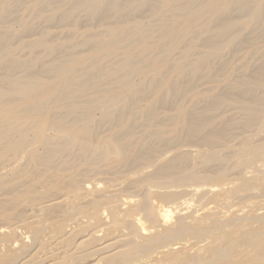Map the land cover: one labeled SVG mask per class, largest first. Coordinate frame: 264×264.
Returning a JSON list of instances; mask_svg holds the SVG:
<instances>
[{
  "label": "bare ground",
  "instance_id": "6f19581e",
  "mask_svg": "<svg viewBox=\"0 0 264 264\" xmlns=\"http://www.w3.org/2000/svg\"><path fill=\"white\" fill-rule=\"evenodd\" d=\"M0 264H264V0H0Z\"/></svg>",
  "mask_w": 264,
  "mask_h": 264
}]
</instances>
